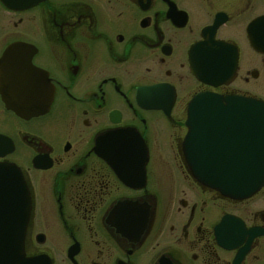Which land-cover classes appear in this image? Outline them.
I'll list each match as a JSON object with an SVG mask.
<instances>
[{"label":"flooded vegetation","instance_id":"obj_1","mask_svg":"<svg viewBox=\"0 0 264 264\" xmlns=\"http://www.w3.org/2000/svg\"><path fill=\"white\" fill-rule=\"evenodd\" d=\"M9 50L31 96L8 110L0 89V164L25 184L0 195L13 264H264V185L224 196L183 147L199 96L207 173L257 137L264 0H0V73Z\"/></svg>","mask_w":264,"mask_h":264},{"label":"water","instance_id":"obj_2","mask_svg":"<svg viewBox=\"0 0 264 264\" xmlns=\"http://www.w3.org/2000/svg\"><path fill=\"white\" fill-rule=\"evenodd\" d=\"M11 53L12 50H9L7 52L2 64L0 73V89L2 99L7 109L16 110V100L30 99L31 96H27L24 94H19V96L15 95L16 91L19 89L14 88V83L10 80V75L13 74ZM21 65L23 66V68L29 70V72H31L32 74H40V72L32 66L30 59L21 62ZM48 97L49 93L47 91L45 92V97L43 98L48 100ZM50 98L52 100V93ZM208 101L209 99L207 97L199 96L192 102L190 106L193 110L189 114L187 122L190 131L183 145L187 163L191 171H193L195 179L198 180L202 185L208 186L227 197H249L256 193L264 185V103L258 102L253 104V109L255 110V112L257 111L258 115V127L255 126L257 137L255 135L253 142L249 141L246 144L243 143V151L241 153L242 160L232 161L227 159L218 162H211V173L209 174L207 173L206 163L196 160L191 161L190 159V147L194 141L192 139L193 133L195 131H202L201 129L197 130V127L198 124L201 125L203 123V113L196 110H201L202 108L207 106ZM210 102L211 106L223 107L222 102L214 98H211ZM227 106L245 108L251 107V104L240 101H228ZM22 111L23 110L20 106L18 112L21 114ZM251 147L253 148L252 152ZM195 167L197 168L196 172H194ZM15 187L20 188V190L16 193L18 196H23V194H25V184L21 177L20 171L11 165L0 164V195L5 197L12 196L13 194L10 193L7 189ZM1 189L3 190L1 191ZM22 244V240L14 241L13 243L5 240L0 241V264H13L17 259L22 260L21 256L18 258H11L5 253V251L7 250H16L17 247L21 251Z\"/></svg>","mask_w":264,"mask_h":264}]
</instances>
